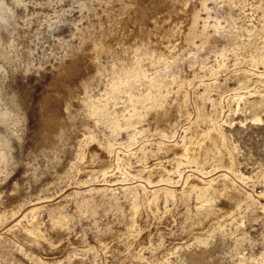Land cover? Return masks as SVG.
<instances>
[{"label": "rangeland", "instance_id": "374dc122", "mask_svg": "<svg viewBox=\"0 0 264 264\" xmlns=\"http://www.w3.org/2000/svg\"><path fill=\"white\" fill-rule=\"evenodd\" d=\"M109 2L117 0H0V264H264V0H181L184 14L161 22L179 24L175 48L158 47L165 28L131 22L122 40H149L140 58L112 40L92 65L78 29ZM193 9L213 39L205 47L186 38ZM124 62L153 67L126 83ZM26 87L32 105L2 116L9 94ZM156 99L177 108L164 131L146 112ZM135 113L146 118L128 128ZM43 118L49 142L35 138ZM217 134L234 150V172L211 155ZM185 141L206 150L190 162ZM222 173L244 199L238 208L223 195ZM200 179L212 182L205 195L188 183Z\"/></svg>", "mask_w": 264, "mask_h": 264}, {"label": "bare ground", "instance_id": "6f19581e", "mask_svg": "<svg viewBox=\"0 0 264 264\" xmlns=\"http://www.w3.org/2000/svg\"><path fill=\"white\" fill-rule=\"evenodd\" d=\"M101 1V0H100ZM107 1V0H106ZM111 1V0H110ZM114 1V0H112ZM188 0H186V3H187ZM115 4L113 3H105V5H102L101 4L99 5V7L101 6V9L100 8H97V9H100L98 10L96 13L94 10H91V11H94V13H96V17L95 19L93 20V22L89 24H85L83 27L79 28L78 31L80 33V39L82 40H85V39H89L91 43H89V41L87 42L88 45L90 44V46H92V53L91 51L88 53V55H86V57L88 56V58L85 60V61H88L90 64H94L97 62V54L98 53H102V52H109L111 51V48L110 47V42L112 40H116L117 41V44H116V48L118 50H120V52L122 51H126L127 49L131 48L133 53L136 54V56L138 57V59L140 58V50L143 46H148V42H144L145 40L143 39H139L137 37V40L135 39V41L132 43V44H126L127 42L126 41H123L122 40V33L124 32V30L126 28L129 27L130 23H135V24H139L140 27L145 23V22H150L153 27H154V31L156 33H158L157 31H160L161 29H164V32L165 34H162L161 37H163L165 39V37L167 36V40L165 41H162V39L160 41L162 42H158L159 45L158 47H172V48H175L176 45L174 46L173 45V38H169V37H174V33L179 30V24L177 25V23H170L168 24L167 28L165 26H163L161 24V22H163L165 19H170L172 16H174V14H179L181 15L182 14V5H181V0H117V3L114 2ZM185 3V4H186ZM203 3V2H202ZM188 4V3H187ZM204 4V3H203ZM83 5V4H82ZM87 6V5H86ZM204 6V5H202ZM185 8V7H184ZM205 8V7H204ZM2 9V8H1ZM207 9V8H206ZM167 11L166 15H163V16H158V14L160 12H164V11ZM186 10V9H185ZM194 10V9H193ZM82 11V10H81ZM90 14V13H89ZM184 14V13H183ZM182 14V15H183ZM87 15V14H86ZM92 15V14H91ZM95 15V14H94ZM186 15V14H185ZM190 17H189V26L187 28V31H186V38L189 39V40H192V39H197L196 37H199L200 38V44L199 45H204L205 47V44L206 43H209L211 41H213L212 37L210 35H208L204 30H198V24H199V21L201 19L202 21V18L201 17V13L199 10H194L191 14H189ZM203 15V14H202ZM207 15V14H206ZM5 13H1L0 12V20L2 19H5ZM91 18V16H89ZM64 18V17H63ZM86 18V16H85ZM205 18V17H204ZM210 18V17H209ZM89 18H87L86 20H88ZM92 19V18H91ZM90 19V20H91ZM186 19V18H185ZM208 19V18H207ZM84 20V19H83ZM81 21V19H80ZM166 21V20H165ZM208 21L209 20H205ZM147 22V23H148ZM172 22V21H170ZM204 22V21H203ZM66 23V22H65ZM71 24H73L71 22ZM70 24V25H71ZM134 24V25H135ZM205 24V23H204ZM216 24V23H215ZM132 25V24H131ZM167 25V24H166ZM203 25V24H202ZM206 25V24H205ZM204 25V26H205ZM212 25V24H211ZM73 26V25H72ZM71 26V27H72ZM77 26V25H76ZM207 26V25H206ZM213 26V25H212ZM216 26V25H215ZM56 27V26H55ZM74 27V26H73ZM137 26H135L136 28ZM138 27V28H140ZM221 27V26H220ZM62 28V27H61ZM78 28V26L76 27ZM134 28V27H133ZM142 28V27H141ZM219 28V26L217 27ZM217 28H215L217 30ZM73 29V28H72ZM131 29V28H130ZM152 29V28H151ZM150 29V31H151ZM205 29V28H203ZM141 30V29H140ZM148 30V29H147ZM153 30V29H152ZM220 30V29H219ZM74 31V30H73ZM130 31V30H129ZM208 31V30H207ZM218 31V30H217ZM77 32V31H76ZM85 32L84 34L86 36H84L83 34V37L81 38V35L82 33ZM131 32V31H130ZM146 32V31H144ZM125 33V32H124ZM128 33V32H127ZM141 33V32H140ZM152 33V31H151ZM178 33V32H177ZM149 34V33H148ZM167 34V35H166ZM216 35V33H213ZM77 35V34H75ZM79 35V34H78ZM125 35V34H124ZM143 36V34H141ZM144 35H147V34H144ZM134 36V35H133ZM154 36V35H153ZM224 36V35H223ZM75 37V36H74ZM147 37V36H146ZM150 37V36H149ZM185 37V36H184ZM260 37V36H259ZM78 38V37H77ZM76 38V39H77ZM157 38V37H156ZM198 38V39H199ZM217 38V37H216ZM75 39V40H76ZM127 40V39H125ZM223 40V39H222ZM257 40V39H256ZM87 41V40H86ZM253 41V40H252ZM62 42V41H61ZM77 42V41H76ZM115 42V41H114ZM154 42V40H153ZM190 42V41H188ZM216 42V41H214ZM258 42V41H257ZM60 43V42H59ZM58 43V44H59ZM74 43V42H73ZM84 43V42H83ZM177 43V42H176ZM256 43V42H255ZM153 44V43H152ZM229 44V43H228ZM246 44V43H245ZM61 45V44H60ZM67 45V44H66ZM114 45V44H113ZM150 45V44H149ZM210 45V44H207V46ZM241 45V44H240ZM264 45V44H263ZM78 46V44H77ZM82 46V45H81ZM155 46V45H154ZM198 46V45H197ZM61 47V46H60ZM113 47V46H112ZM201 47V46H200ZM210 47V46H209ZM247 47V46H245ZM86 48H89V47H86ZM85 48V49H86ZM158 48V49H160ZM202 48V47H201ZM249 48V47H248ZM251 48V47H250ZM84 49V50H85ZM90 49V48H89ZM157 49V48H156ZM155 51L157 52L156 55H154L157 60L158 59H164L163 58V54H162V49L160 50H156ZM222 49V48H221ZM246 49V48H245ZM78 50V48H77ZM203 50V49H202ZM237 50V49H236ZM248 50V49H247ZM252 50V49H251ZM131 51V52H132ZM153 51V50H152ZM86 54L88 51H85ZM117 52V51H116ZM130 52V53H131ZM260 52V51H259ZM124 53V52H123ZM127 53V52H126ZM142 53V52H141ZM149 53V52H148ZM154 53V52H153ZM252 53V52H250ZM249 53V55H250ZM254 54L256 52H253ZM119 54V53H118ZM145 54V53H144ZM194 54V53H193ZM237 54V53H236ZM167 55V54H166ZM248 55V56H249ZM252 55V54H251ZM250 55V56H251ZM260 55V53H259ZM76 57V55H74ZM145 56V55H144ZM169 56V55H168ZM253 56V55H252ZM255 56V55H254ZM258 56V55H256ZM73 57V56H72ZM71 57V58H72ZM84 57V56H83ZM127 57V56H126ZM245 57V56H244ZM260 58V56H258ZM257 57V59H259ZM69 58V57H68ZM67 58V59H68ZM78 58V57H77ZM82 58V57H81ZM122 58V56H121ZM130 58V57H129ZM135 58V57H134ZM154 58V57H153ZM166 58V57H165ZM262 58V57H261ZM120 59V58H119ZM256 59V57L254 58ZM71 60V59H70ZM147 60V59H146ZM152 60V59H151ZM170 60V59H169ZM249 60H250V57H249ZM82 60L78 61L79 63L81 62ZM131 61V60H130ZM138 61V60H137ZM154 61V60H153ZM153 61H151V64L154 63ZM177 61V60H176ZM58 62V61H57ZM68 62V61H67ZM77 62V60H76ZM119 62V60H118ZM126 62V61H125ZM123 63V74H124V80L127 82H130L132 79L136 78V77H142V76H145V75H148L151 73V64H146L147 66L146 67H142L140 65V63L136 66H132L130 64H127V63ZM139 62H141V59L139 60ZM160 62V61H159ZM162 62V61H161ZM160 62V63H161ZM258 62V61H257ZM62 63V62H61ZM83 63V62H82ZM81 63V64H82ZM98 63V62H97ZM147 63V62H145ZM77 64V63H76ZM132 64V63H131ZM60 65V64H59ZM73 65H74V62H73ZM85 65H87L85 63ZM84 65V66H85ZM95 65V64H94ZM98 65V64H97ZM151 65V66H149ZM78 66V65H77ZM76 65L74 66L75 68L77 67ZM83 66V65H82ZM83 66V67H84ZM99 66V65H98ZM121 66V68H122ZM65 67V66H64ZM86 67V66H85ZM92 67V66H91ZM115 67V66H114ZM153 67V66H152ZM56 68V67H55ZM68 68V67H67ZM71 68V67H70ZM74 68V70H75ZM78 68V67H77ZM89 68V67H88ZM63 69V68H62ZM73 69V68H72ZM72 69H63L59 72V74L61 75L60 77H63L64 79L66 78H69V75L71 74L72 72ZM83 68H81L82 70ZM73 70V71H74ZM111 70V69H110ZM83 71V70H82ZM159 71V70H158ZM23 73V72H22ZM76 73V72H75ZM79 73V72H78ZM114 73V72H113ZM108 74V73H107ZM261 75V73H259ZM2 76V74L0 73V77ZM116 76V75H115ZM119 76V75H118ZM78 77V76H77ZM245 77V76H244ZM243 77V78H244ZM59 78V76H58ZM148 78V77H147ZM146 78V79H147ZM243 78H240L239 80L242 82L243 81ZM93 79V78H92ZM141 79V78H140ZM57 80V79H56ZM55 80V81H56ZM94 80V79H93ZM73 81H75L73 79ZM115 81V80H114ZM117 81V80H116ZM29 82V81H28ZM63 82V81H62ZM71 82V81H70ZM52 83V82H51ZM73 83V82H72ZM84 83V82H83ZM123 83V82H121ZM131 83V82H130ZM245 83V82H244ZM23 84V83H22ZM80 84V83H79ZM116 84V83H115ZM118 84V83H117ZM133 84V83H132ZM20 85V84H19ZM67 85V84H66ZM93 85V84H92ZM121 85V84H120ZM33 86V85H32ZM50 86V85H49ZM52 86V85H51ZM89 86V85H88ZM68 87V86H67ZM86 87V86H85ZM123 87V86H122ZM209 87V86H208ZM115 88H117L115 86ZM114 88V89H115ZM23 89V88H22ZM67 89V88H66ZM76 89V88H74ZM2 88H1V82H0V92H1ZM20 90V89H19ZM18 91V89H17ZM34 91V90H33ZM36 92V91H35ZM43 92V91H42ZM44 93V92H43ZM31 91L30 89H28L27 87L22 91V93H12V94H9V97L6 99V111L4 110V112L1 111L2 113V116L5 115L8 113V111H17V110H22V111H25L26 108L28 109V105L30 100H31ZM38 94V93H37ZM180 94V93H179ZM183 94V93H182ZM88 95V94H87ZM37 96V95H36ZM93 96V95H92ZM148 96V94H147ZM153 96V95H152ZM135 97V96H134ZM155 97V96H154ZM38 98V97H37ZM41 98V97H40ZM78 98V97H77ZM137 98V97H136ZM132 99L133 101H137V99ZM153 98V97H152ZM151 98V100H152ZM205 98V97H204ZM208 98V97H207ZM34 99V98H33ZM32 99V101H33ZM39 99V98H38ZM149 99V97L147 98V100ZM46 100V99H45ZM144 100H146L144 98ZM165 100V99H164ZM163 100V101H164ZM91 101V100H90ZM33 103V102H32ZM107 103V102H106ZM213 103V102H212ZM168 104V103H167ZM177 104V103H176ZM180 104V103H179ZM32 105V104H31ZM30 105V106H31ZM96 106V105H95ZM107 106V105H106ZM144 106V105H143ZM142 106V107H143ZM172 106V105H171ZM178 106V104H177ZM32 108V107H30ZM29 108V110H30ZM89 108V107H88ZM92 108V107H91ZM103 108V107H102ZM147 109V114L148 112L150 111L151 113L154 112L156 117H155V128L156 129H162V127H166V124L167 126L169 122H172V114L175 112V109L174 107H168L166 104H164L163 102H160L158 101L157 99L156 100H153L152 103L150 104V106ZM179 109V108H178ZM1 110V109H0ZM99 111V107L98 108H95L93 107L92 109V113L93 114H96L97 112ZM183 111V110H182ZM20 112V111H19ZM100 112V111H99ZM149 112V113H150ZM90 113V112H89ZM15 114V113H13ZM26 114V113H25ZM24 114V115H25ZM99 114V113H98ZM143 114V113H142ZM146 114V113H145ZM12 115V114H10ZM100 115V114H99ZM16 116V115H15ZM14 116V117H15ZM23 116V115H21ZM97 116V115H96ZM154 116V115H153ZM9 117V116H8ZM47 117V116H46ZM97 118V117H96ZM95 118V119H96ZM146 118V115H139L136 113L135 114H132L130 115V117L127 119V125H128V128L129 126L130 127H133L135 126L136 124H139V123H142ZM10 119V118H9ZM3 120V118H2ZM7 119H4V121H2L3 123L6 121ZM254 120H256L258 123L261 122L263 119L260 117V116H257L254 118ZM15 121V120H14ZM96 121V120H95ZM13 122V121H12ZM16 122V121H15ZM8 123V121H7ZM173 123V122H172ZM86 124V123H85ZM84 124V125H85ZM117 124V123H116ZM126 125V126H127ZM7 126V125H6ZM125 126V125H124ZM112 127V126H111ZM154 127V126H153ZM51 128H52V122L50 121V119H47V118H43L40 120V125H39V130L38 132L36 133V136L35 138L39 141H48L49 140V136H50V131H51ZM85 129V128H84ZM125 129V128H124ZM131 129V128H130ZM164 131V129H162ZM218 130V129H217ZM62 131V130H61ZM87 131V129H86ZM90 131V130H89ZM92 131V130H91ZM215 131V129L213 130ZM135 132V131H134ZM145 132V131H144ZM96 134V133H95ZM134 134V133H133ZM95 136V135H94ZM206 136V135H205ZM207 136H209L207 134ZM206 136V138H207ZM89 137V136H88ZM200 137V135L198 136ZM210 137V136H209ZM226 137V136H225ZM203 138V137H202ZM205 138V140H206ZM214 138V137H212ZM86 139V138H85ZM93 139V138H92ZM91 139V140H92ZM111 139V138H110ZM186 139V138H185ZM209 139V138H207ZM191 140V139H190ZM189 140V141H190ZM198 140V139H197ZM203 140V141H205ZM196 141V140H195ZM199 141V140H198ZM49 142V141H48ZM188 142V141H187ZM207 142V141H206ZM228 142V141H227ZM227 142H225V139L223 137V134H217V137L214 139V150H213V154L211 155H215V156H220L223 160V163L222 165H224V167L226 168H229L231 172H234V156H233V152L234 150L231 149V148H228L226 146ZM113 144V143H112ZM111 145V144H110ZM179 146V145H178ZM112 147V146H111ZM170 148V147H169ZM196 148V147H195ZM172 149V148H171ZM181 149V148H180ZM206 149L204 148V143H199V151L198 150H190L188 148V146L186 145V141L182 144V155H186L187 158L189 159V161H196L198 159V157L205 151ZM211 150V149H210ZM1 151V150H0ZM207 152V151H206ZM205 152V153H206ZM209 152V151H208ZM212 152V151H211ZM236 152V151H235ZM101 154V153H100ZM181 155V154H180ZM6 156L4 154V152H0V175L1 173L3 172L2 171V166H1V163L6 161ZM188 161V160H187ZM146 163V162H145ZM3 166H4V163H3ZM148 168V167H147ZM4 170V168H3ZM223 177H222V184H223V189L222 191L224 190L223 192V195L224 197L227 198V200L229 201V203L231 204V209L232 206L235 208L237 206L240 205V203H243L242 201L244 200L242 198V196L240 195V193H238V191L235 189L236 187H234L233 183L230 181L231 179H229L227 177V174L226 173H222L221 174ZM247 178V177H246ZM241 179H245V177L241 178ZM201 180V179H200ZM199 182L197 181H190L188 182L189 183V186L190 188L192 189H199V192L201 195H205L206 192L208 191V189L212 186V182L211 181H205V180H201ZM189 181V180H188ZM213 181V180H212ZM16 182V181H15ZM14 183V182H13ZM220 184V183H219ZM18 185V183H14L13 185V188H16V186ZM239 190V189H238ZM164 193V192H163ZM221 193V192H220ZM166 196V195H165ZM159 197V196H158ZM158 197L156 196V198L152 199L151 202L148 204V208L149 210L153 209V205L156 204V201L158 200ZM202 197V196H201ZM207 197V196H206ZM148 198V197H147ZM205 198V197H204ZM202 203V202H201ZM210 205V204H209ZM33 207V206H32ZM37 209H38V206H36ZM208 207V205H207ZM238 208V207H237ZM139 209V208H138ZM230 209V208H229ZM230 209V210H231ZM137 210V209H135ZM150 210V211H151ZM211 211V209H209ZM213 212V211H211ZM231 211L229 210H225V211H221V213H230ZM234 212V211H233ZM220 213V214H221ZM232 213V212H231ZM230 213V215H231ZM217 214V213H216ZM233 215V214H232ZM36 227V226H35ZM37 230V229H36ZM130 230V229H129ZM39 231V230H38ZM241 261V260H240ZM245 261L242 260L239 264H242L243 262Z\"/></svg>", "mask_w": 264, "mask_h": 264}]
</instances>
